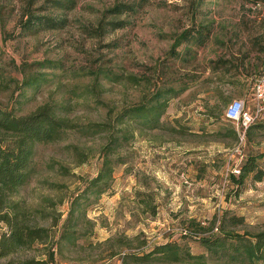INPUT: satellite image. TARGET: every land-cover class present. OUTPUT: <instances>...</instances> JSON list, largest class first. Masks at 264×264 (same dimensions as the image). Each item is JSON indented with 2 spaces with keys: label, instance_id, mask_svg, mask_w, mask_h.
<instances>
[{
  "label": "rangeland",
  "instance_id": "374dc122",
  "mask_svg": "<svg viewBox=\"0 0 264 264\" xmlns=\"http://www.w3.org/2000/svg\"><path fill=\"white\" fill-rule=\"evenodd\" d=\"M74 1L71 11H52L47 0H0V108L26 116L49 104L68 127L58 141L36 144L33 173L10 199L47 239L0 264H132L124 255L167 241L197 255V238L218 233L224 211L244 217L238 233L264 230V122L238 144L224 117L232 101L251 103L264 70V0ZM118 4L137 11L110 16ZM28 14L66 25L25 32ZM116 22L125 26L113 29ZM199 27L209 29L204 45L173 48ZM45 62L55 69L36 65ZM43 73L41 88L24 85ZM181 86L163 130L117 119L155 90ZM109 140L113 171L97 195L89 184ZM249 158L262 177L254 180L255 170L237 189L230 176ZM65 231L73 242L61 240Z\"/></svg>",
  "mask_w": 264,
  "mask_h": 264
},
{
  "label": "trees",
  "instance_id": "16d2710c",
  "mask_svg": "<svg viewBox=\"0 0 264 264\" xmlns=\"http://www.w3.org/2000/svg\"><path fill=\"white\" fill-rule=\"evenodd\" d=\"M148 0H140L145 3ZM74 0H47L52 11H71ZM140 7V6H139ZM137 6L118 4L108 13L116 16L124 13H135ZM23 31L63 28L66 23L61 16H35L28 14L23 23ZM113 29L125 26L122 22L110 23ZM200 30H191L182 33L176 40L173 48L179 47L181 41L187 45L197 47L206 43L209 36L207 27H199ZM43 68V65L36 64ZM45 75L38 74L26 78L23 83L28 88L39 89L43 86ZM184 86L163 87L157 89L142 102L133 107L123 109L117 119H127L130 123L139 126L142 131L163 130L161 122L168 102L177 98ZM257 126V124L253 125ZM252 126V127H253ZM251 127V128H252ZM68 128L66 122L56 115L54 108L44 104L26 116H16L7 110L0 108V226L3 224L5 231L0 236V259L15 254L19 249L31 248L33 243L47 239L48 232L44 228L29 226L26 212L20 203H14L10 199L16 191L24 186L32 175L33 155L36 144L53 143L60 139L64 129ZM101 126L93 125L95 132L101 131ZM231 134L236 137L232 130ZM104 150V161L100 173L91 180L89 186L96 189V194H104L107 185L104 183L112 174V162L107 157L112 151L114 141L109 140ZM256 158H249L241 163L238 177L230 176L232 184L239 189L243 180L249 174L255 172L253 179L259 181L262 172L257 169ZM245 223L244 217L224 211L218 219V233L197 238L203 252L194 255L187 244H179L167 241L165 244L156 245L144 254L124 255V261L132 264H264V230L258 232H236ZM192 236L190 234L184 235ZM194 238V237H191ZM62 239L73 242L74 234L66 231Z\"/></svg>",
  "mask_w": 264,
  "mask_h": 264
},
{
  "label": "built area",
  "instance_id": "2783aa9c",
  "mask_svg": "<svg viewBox=\"0 0 264 264\" xmlns=\"http://www.w3.org/2000/svg\"><path fill=\"white\" fill-rule=\"evenodd\" d=\"M250 92L251 103L249 105H246L243 100L232 101L224 112L225 120L235 126L238 144L245 141L248 129L264 122V70L254 79ZM239 172L240 169L237 173Z\"/></svg>",
  "mask_w": 264,
  "mask_h": 264
}]
</instances>
